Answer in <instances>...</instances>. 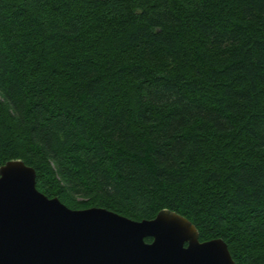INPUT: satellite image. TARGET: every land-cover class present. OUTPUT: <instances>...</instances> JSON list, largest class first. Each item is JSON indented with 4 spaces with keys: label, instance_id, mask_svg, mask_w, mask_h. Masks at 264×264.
<instances>
[{
    "label": "trees",
    "instance_id": "1",
    "mask_svg": "<svg viewBox=\"0 0 264 264\" xmlns=\"http://www.w3.org/2000/svg\"><path fill=\"white\" fill-rule=\"evenodd\" d=\"M9 160L71 209L174 211L264 264V0H0Z\"/></svg>",
    "mask_w": 264,
    "mask_h": 264
},
{
    "label": "water",
    "instance_id": "2",
    "mask_svg": "<svg viewBox=\"0 0 264 264\" xmlns=\"http://www.w3.org/2000/svg\"><path fill=\"white\" fill-rule=\"evenodd\" d=\"M35 176L21 160L0 166V264H235L224 240L200 241L174 211L133 220L71 209L41 193Z\"/></svg>",
    "mask_w": 264,
    "mask_h": 264
}]
</instances>
